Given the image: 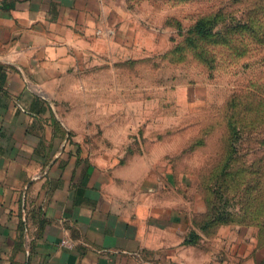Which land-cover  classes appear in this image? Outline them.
I'll return each mask as SVG.
<instances>
[{"label":"rangeland","instance_id":"374dc122","mask_svg":"<svg viewBox=\"0 0 264 264\" xmlns=\"http://www.w3.org/2000/svg\"><path fill=\"white\" fill-rule=\"evenodd\" d=\"M108 5L115 13L106 15L103 42L73 69L71 88L67 78L57 93L73 143L130 176L138 193L148 187L184 202L196 228L210 206L234 217L243 206L254 218L242 229L216 226L204 233L206 243L259 241L264 0ZM200 20L209 21L205 34L195 28Z\"/></svg>","mask_w":264,"mask_h":264},{"label":"crops","instance_id":"0c3cea01","mask_svg":"<svg viewBox=\"0 0 264 264\" xmlns=\"http://www.w3.org/2000/svg\"><path fill=\"white\" fill-rule=\"evenodd\" d=\"M108 3L0 0V264H260L258 239L206 243L184 202L73 143L57 93L103 42Z\"/></svg>","mask_w":264,"mask_h":264},{"label":"trees","instance_id":"16d2710c","mask_svg":"<svg viewBox=\"0 0 264 264\" xmlns=\"http://www.w3.org/2000/svg\"><path fill=\"white\" fill-rule=\"evenodd\" d=\"M208 20H200L195 26L196 30L201 34H205L208 31ZM235 128V126H234ZM210 211L205 214L204 219L200 222L199 229L202 232H210L213 231L216 226L222 224H230V223H239L243 226H248L252 222L254 218H249L248 213L244 210L243 206H241V210L237 217H234V214L225 209L213 208L210 206ZM258 218H256V224L258 225ZM259 234L261 235L259 243L264 245V228L261 226L259 229ZM191 238L188 240L189 242H198L202 236L198 231H192L190 234ZM260 264H264V257Z\"/></svg>","mask_w":264,"mask_h":264},{"label":"built area","instance_id":"2783aa9c","mask_svg":"<svg viewBox=\"0 0 264 264\" xmlns=\"http://www.w3.org/2000/svg\"><path fill=\"white\" fill-rule=\"evenodd\" d=\"M62 244L67 245V246H70V247L73 246V243L70 240H68V239H64L62 241Z\"/></svg>","mask_w":264,"mask_h":264}]
</instances>
